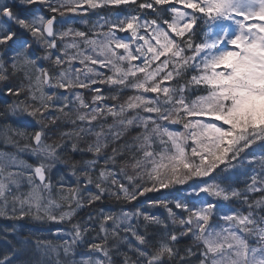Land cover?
I'll return each instance as SVG.
<instances>
[{
    "label": "snow or ice",
    "instance_id": "1",
    "mask_svg": "<svg viewBox=\"0 0 264 264\" xmlns=\"http://www.w3.org/2000/svg\"><path fill=\"white\" fill-rule=\"evenodd\" d=\"M121 5L130 10L87 31L67 17L88 25L90 9ZM0 94L12 97L0 117L39 126H0L16 149L0 150V216L71 223L69 239L59 229L60 243L25 237L0 264L28 250L33 258L20 264H50L53 253L65 258L57 264H264V0H0ZM58 163L73 183L53 181ZM235 170L243 190L225 184ZM185 184L184 198L148 201L166 219L136 207L73 222L106 198L132 203ZM201 193L212 199L188 198ZM219 201L247 210L218 213ZM185 237L192 243L181 248Z\"/></svg>",
    "mask_w": 264,
    "mask_h": 264
},
{
    "label": "trees",
    "instance_id": "2",
    "mask_svg": "<svg viewBox=\"0 0 264 264\" xmlns=\"http://www.w3.org/2000/svg\"><path fill=\"white\" fill-rule=\"evenodd\" d=\"M39 7V6H36ZM129 7L125 5H121L118 8L115 7H109V8H99V9H90L86 15H83V19H87L89 21L88 25H85L81 22L82 14H74V13H68L67 17L69 18L70 22H72V27L87 31L91 25L92 22H95L99 19V17L102 16H113V15H123L127 11H129ZM119 36L127 38V33H117ZM45 65L47 62H43ZM79 66V65H78ZM63 91V90H60ZM85 92V98L87 100H91V93L87 90H81ZM105 95H109L108 89L105 87L104 89ZM131 93L128 91H125L124 94L121 96V101L123 102L124 99H126L127 95H130ZM12 102V97L10 96H4L3 94H0V112L3 111L5 105L7 103ZM109 103H113L111 100L108 101ZM109 123H111V119H109ZM219 123V122H217ZM10 124L14 128H23L26 127L29 132L38 130L39 126L33 121L31 118H15V117H9L4 118L0 117V126ZM172 128L179 129V125H170ZM71 128V125L69 124H62L61 129L62 130H69ZM98 130V129H97ZM136 129H133L129 134H127L124 138H122L121 141L118 143H123V140L130 139L131 136L135 135ZM56 138L50 137L47 142L53 143ZM86 139L91 140L93 137L89 136ZM24 142L21 141V145ZM83 146V145H82ZM253 149L259 152V148L257 145H253ZM0 150L8 151V152H15L16 149H14L10 144L6 145L5 141L2 136H0ZM111 146L109 147L108 151L110 152ZM21 159L27 161L29 164H35L36 158L32 156L29 152H21L20 153ZM81 159L90 160L92 159L91 153H85L83 156H81L80 153H72L70 160H76L79 161ZM241 170H235V174L231 175L228 180L225 181V184H231L233 187L239 188L241 190L245 187V180L246 177L240 174ZM51 176L53 181L55 182L58 180L61 176L64 177V180L67 183H73L75 180V177L71 176L69 174L68 168L63 163H58L51 171ZM189 183H192L191 181ZM188 185H175L173 187H170L168 189H161L159 192L154 193H147L145 196L140 197L138 201H133L132 203H122V202H116L113 199H104L103 201H98L96 204L92 207L81 209L77 216L73 218V222H84L87 220V217L89 213L96 214L100 209H103L105 212H113V213H119L121 210L124 211H133L136 207H141L145 211H149L154 215H157L161 217L162 219L167 218V212L162 207H149L148 201L149 200H156V199H167L169 201H174L177 198H184L188 193ZM260 196V193L252 194L253 198H258ZM189 199H208L211 200V197H206L205 194L201 193L199 197L191 196L188 197ZM219 207L217 208V212H228L233 208H238L243 211H246L247 209L240 205L238 202H225V201H219L218 202ZM170 206H173L170 204ZM175 210V209H174ZM179 212V210H175ZM213 223H222V221H219L217 218L214 217ZM71 228V223H55V222H45V221H38L35 219H32L30 216H25L24 218H10V210H9V216H0V253H3L4 251L10 250L14 245L17 244L18 241L25 237H29L31 241L34 243L35 239L39 238L41 240H52L53 243H60V241L57 238V230H62V234L64 236V239H69L68 232ZM98 226L96 227L95 231H92L89 234V237L96 236L98 232ZM159 229L156 226H152L149 229V236L151 237L153 233H158ZM103 235V233H101ZM192 243L190 238H182L180 242V247L183 248L185 246H188ZM86 251V248L84 245H80L77 247L76 252V259H80V254L84 253ZM121 251H127V248L125 246H121ZM131 255V253H129ZM33 258V253L31 250H28L26 252L18 254V264L22 261H28L29 259ZM50 261V264H57V260L59 259L61 262L64 261V257L61 254L59 257L55 253H53L50 257L46 258ZM114 260L119 261L122 259V256L116 255L113 257Z\"/></svg>",
    "mask_w": 264,
    "mask_h": 264
}]
</instances>
